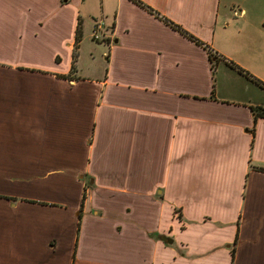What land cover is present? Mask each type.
Here are the masks:
<instances>
[{
	"label": "crops",
	"instance_id": "0c3cea01",
	"mask_svg": "<svg viewBox=\"0 0 264 264\" xmlns=\"http://www.w3.org/2000/svg\"><path fill=\"white\" fill-rule=\"evenodd\" d=\"M139 1L0 0V264H264V90L226 63L264 81V0ZM49 29L65 68L22 61Z\"/></svg>",
	"mask_w": 264,
	"mask_h": 264
},
{
	"label": "rangeland",
	"instance_id": "374dc122",
	"mask_svg": "<svg viewBox=\"0 0 264 264\" xmlns=\"http://www.w3.org/2000/svg\"><path fill=\"white\" fill-rule=\"evenodd\" d=\"M52 30L53 29H49L44 35L41 36V48L39 46V43L34 44L32 42H26V44L27 43L29 44L30 48L27 53L23 54L22 61L30 65L31 63H37V61L41 57V66L45 67L48 66L50 63V57L52 51H58V53L60 54V56L63 58L64 61L62 68H65L68 50H66L65 44L60 42V40L57 41L53 38L54 35L51 34ZM61 38L65 39V36L61 35ZM249 38L244 37V39L247 41L248 44L251 43V46L249 47L252 48V53H251L252 55H250L249 57L251 58L253 57L254 60H250V61L253 63L254 67H257L258 72L261 74V76L264 77V38H261L259 36L257 37V34H255V37L251 39ZM6 43L7 42L0 41V47L4 46ZM0 50L3 52H7L5 49H0ZM94 63H99V64L102 63V45H98L94 41L91 42L85 40L82 45L80 54H78L76 68H78V72L80 74L88 75L92 73L91 68L94 65ZM41 82H45V79L41 78ZM42 87L43 85H41V88ZM262 92L264 96V91ZM60 138H64V137H60ZM65 139H69V138H65ZM49 155L50 154H48V157ZM41 171L45 172L48 170H41ZM68 194L71 195H68L67 198L73 196V194L75 193H68ZM68 202L72 203L73 198L69 199ZM166 217L170 218V215L165 212L164 218Z\"/></svg>",
	"mask_w": 264,
	"mask_h": 264
},
{
	"label": "trees",
	"instance_id": "16d2710c",
	"mask_svg": "<svg viewBox=\"0 0 264 264\" xmlns=\"http://www.w3.org/2000/svg\"><path fill=\"white\" fill-rule=\"evenodd\" d=\"M133 1H135V2H137L139 4H141V5H143L139 0H133ZM149 10L152 11L151 9H149ZM163 19L167 23H169L171 26H173V28L179 30L183 34H185L188 37L192 38L193 40H196L191 34H189L188 32H186L185 30H183L177 24H174L173 22L169 21L166 18H163ZM81 36H82L81 27H80V23H78V25L76 27V30H75V40H74V47H73V52H72V60H71V65H70L69 72H68V74H62V75L59 74V75H57L58 77L63 78V79H67V80H73V79L76 78L75 77V73H76V61H77V48H78L79 43L81 41ZM196 42H199V43L202 44V42H200L199 40H196ZM207 50H208V53H209V57L211 59L212 66L214 67V66H216V62L218 60L223 59V58H221L220 56H217L208 47H207ZM213 57H215L214 60H212ZM226 63H228V65L231 68H235L238 72H240V73L246 75L247 77L251 78L252 80H254L264 90V82H262V81L258 80L257 78L253 77L251 74H249L247 71H245L241 67L237 66L233 62H226ZM252 111L254 112V119L255 120H257L258 118H264V106H254V107H252ZM259 170H263L264 171V168H259Z\"/></svg>",
	"mask_w": 264,
	"mask_h": 264
},
{
	"label": "built area",
	"instance_id": "2783aa9c",
	"mask_svg": "<svg viewBox=\"0 0 264 264\" xmlns=\"http://www.w3.org/2000/svg\"><path fill=\"white\" fill-rule=\"evenodd\" d=\"M111 32V27L107 26L103 19L94 20L91 30V39L98 43L104 42L106 39H109Z\"/></svg>",
	"mask_w": 264,
	"mask_h": 264
},
{
	"label": "water",
	"instance_id": "95a60500",
	"mask_svg": "<svg viewBox=\"0 0 264 264\" xmlns=\"http://www.w3.org/2000/svg\"><path fill=\"white\" fill-rule=\"evenodd\" d=\"M163 241H165V242H171V239H169V238H163Z\"/></svg>",
	"mask_w": 264,
	"mask_h": 264
}]
</instances>
